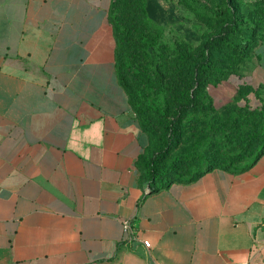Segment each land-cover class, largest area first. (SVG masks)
<instances>
[{
	"label": "crops",
	"instance_id": "crops-1",
	"mask_svg": "<svg viewBox=\"0 0 264 264\" xmlns=\"http://www.w3.org/2000/svg\"><path fill=\"white\" fill-rule=\"evenodd\" d=\"M111 2L0 0V264H264V153L148 177Z\"/></svg>",
	"mask_w": 264,
	"mask_h": 264
},
{
	"label": "rangeland",
	"instance_id": "rangeland-1",
	"mask_svg": "<svg viewBox=\"0 0 264 264\" xmlns=\"http://www.w3.org/2000/svg\"><path fill=\"white\" fill-rule=\"evenodd\" d=\"M138 2L148 5L151 29L156 39L173 43L187 55L190 62L197 59L204 40L218 33L216 8L224 4L232 7L241 30L254 22L264 24V0H229V3L227 0ZM211 55V69L202 88L201 111L190 116L189 123L187 119L182 122L179 142L157 162V166L165 172V180L172 177L187 179L194 173L196 160L188 152L195 141L189 130L199 121L200 127L208 129V139L200 144V161L210 158L213 163L230 164V168L238 170L251 160L247 156L249 142L238 133L247 132L248 120L254 115L252 109L264 104V36L256 34L252 37L248 56L218 44ZM131 70L132 73L126 74L128 84H132L131 74L136 72L134 68ZM249 88L260 92L259 95L247 91ZM164 105L165 101L162 100V107ZM148 115L155 126L150 135L159 149L164 141L165 122L153 110ZM206 166H201V169Z\"/></svg>",
	"mask_w": 264,
	"mask_h": 264
},
{
	"label": "trees",
	"instance_id": "trees-1",
	"mask_svg": "<svg viewBox=\"0 0 264 264\" xmlns=\"http://www.w3.org/2000/svg\"><path fill=\"white\" fill-rule=\"evenodd\" d=\"M147 6L146 2L138 0H112L108 19L118 40L115 59L119 81L126 89L142 126L152 134L151 129L155 126L148 115L151 110L165 122L162 146L152 154L147 166L148 177L156 179L164 178L165 172L157 166V162L170 147L179 142L182 122L187 119L189 123L190 116L201 111L202 88L211 69L214 47L217 44L229 46L238 54L248 56L249 42H252V37L256 34L264 36V24L254 22L241 30L240 21L232 7L224 4L216 8L218 33L204 40L197 59L190 62L187 55L173 43L156 39L151 29V15ZM131 68L136 69V72L131 74L132 84H128L126 74L132 73ZM247 91L254 95L260 93L251 88ZM161 99L165 101L164 107ZM252 110L254 115L248 120L247 132L238 133L244 135L245 141L249 142L247 156L251 160L238 170L230 168V164L213 163L210 158L200 161V144L208 139V129L200 127L199 121L189 130L195 143L191 144L194 146L188 155L192 154L191 158L196 160V169L187 179L198 177L215 167L243 171L264 153V104ZM166 117H169L168 122ZM204 165L206 167L201 169ZM176 180L182 178L164 180L160 187Z\"/></svg>",
	"mask_w": 264,
	"mask_h": 264
},
{
	"label": "built area",
	"instance_id": "built-area-1",
	"mask_svg": "<svg viewBox=\"0 0 264 264\" xmlns=\"http://www.w3.org/2000/svg\"><path fill=\"white\" fill-rule=\"evenodd\" d=\"M123 230L125 232L124 241L126 243L139 240L138 235H137V231L135 230L131 220L126 219V220L123 221ZM141 243L145 247H149L150 246V242L147 239H142Z\"/></svg>",
	"mask_w": 264,
	"mask_h": 264
}]
</instances>
